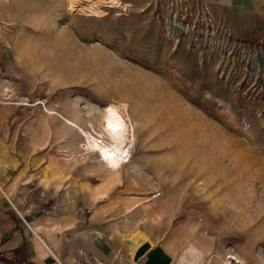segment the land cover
I'll use <instances>...</instances> for the list:
<instances>
[{
  "label": "rangeland",
  "instance_id": "rangeland-1",
  "mask_svg": "<svg viewBox=\"0 0 264 264\" xmlns=\"http://www.w3.org/2000/svg\"><path fill=\"white\" fill-rule=\"evenodd\" d=\"M112 4L93 5L101 16L68 0L0 6V166L27 183L18 211L104 204L135 249L162 245L174 264H264V10ZM122 102L133 157L107 173L56 112L105 138L99 119Z\"/></svg>",
  "mask_w": 264,
  "mask_h": 264
},
{
  "label": "crops",
  "instance_id": "crops-1",
  "mask_svg": "<svg viewBox=\"0 0 264 264\" xmlns=\"http://www.w3.org/2000/svg\"><path fill=\"white\" fill-rule=\"evenodd\" d=\"M10 1L0 0L3 11ZM256 3L264 10V0ZM11 168L9 163L0 166V264H83L92 257L110 264H174L173 254L162 245L135 249L118 224L107 219L104 204L91 208L73 200L66 213L51 209L38 214L35 202L36 214L26 217L29 210L21 213L18 205L28 208L29 203L22 192V201L16 202L15 186L26 188L27 183L23 176L14 178Z\"/></svg>",
  "mask_w": 264,
  "mask_h": 264
},
{
  "label": "bare ground",
  "instance_id": "bare-ground-1",
  "mask_svg": "<svg viewBox=\"0 0 264 264\" xmlns=\"http://www.w3.org/2000/svg\"><path fill=\"white\" fill-rule=\"evenodd\" d=\"M82 2H88L92 5L91 7L94 13L90 15L101 16L105 14V12H103L104 10H100L99 7L95 9L93 5L105 2L109 4L114 3L110 6H117L120 3V0H68L70 6L69 9L75 10L77 6L82 4ZM71 43L74 45L72 41H70V44ZM128 94L129 93H127V95ZM127 106L126 103L122 102L107 107L106 115L99 119V124L101 123L106 139L104 137L96 136L95 133L90 132V134L88 130L84 128V123H80L75 117H69L60 112L56 113H58L66 123L73 126V128L79 129L83 137L86 136L85 138H88V141L86 140V143L84 144L85 148L88 152H94L100 162H104L106 167H104V169H106L107 173L115 172L116 174L120 172L126 164H130L131 157H133L131 151L135 144L136 127L134 121L128 114L127 108L129 106ZM89 124L91 127L94 126L92 121L89 122ZM94 132L96 131L94 130ZM191 248L192 246H190V249ZM193 250L191 251L192 255ZM191 258L189 260L187 257L189 263H192ZM194 258H196V256Z\"/></svg>",
  "mask_w": 264,
  "mask_h": 264
},
{
  "label": "built area",
  "instance_id": "built-area-1",
  "mask_svg": "<svg viewBox=\"0 0 264 264\" xmlns=\"http://www.w3.org/2000/svg\"><path fill=\"white\" fill-rule=\"evenodd\" d=\"M83 264H110V263H105L102 260L98 259L97 257H92L90 259L84 260Z\"/></svg>",
  "mask_w": 264,
  "mask_h": 264
}]
</instances>
